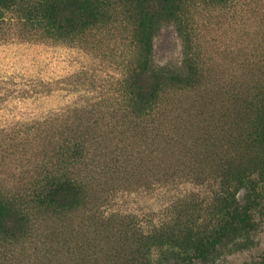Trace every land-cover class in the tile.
Here are the masks:
<instances>
[{"label":"rangeland","instance_id":"obj_1","mask_svg":"<svg viewBox=\"0 0 264 264\" xmlns=\"http://www.w3.org/2000/svg\"><path fill=\"white\" fill-rule=\"evenodd\" d=\"M187 4L191 41L163 28L152 54L156 65L170 67L191 45L198 71L192 82H165L150 114L127 101L135 50L126 26L62 38L17 7L7 14L0 25V197L14 202L24 221L0 235V264L144 261L140 234L183 223L186 209L198 207L197 197L205 198L203 207L209 202L206 184L216 177L219 159L242 155L264 102V0ZM223 115L226 122L236 117L226 126ZM77 136L88 150L72 165L68 141ZM65 170L82 181L81 195L65 209L38 205L34 194ZM253 239L254 249L232 253L229 246L214 262L194 264H240L263 254L264 225Z\"/></svg>","mask_w":264,"mask_h":264},{"label":"trees","instance_id":"obj_2","mask_svg":"<svg viewBox=\"0 0 264 264\" xmlns=\"http://www.w3.org/2000/svg\"><path fill=\"white\" fill-rule=\"evenodd\" d=\"M14 7L53 37L126 26L135 50L127 101L145 114L153 111L165 82H192L198 71V54L191 45L170 67L156 65L152 54L154 38L163 28L173 27L191 41L187 0H0V25ZM68 142L69 159L78 164L88 150L85 140L77 136ZM244 142L245 156L219 159L216 177L205 183L210 186L209 202L203 207L205 198L197 197L198 207L186 209L183 223L159 225L140 234L137 241L143 245L144 261L127 264L207 263L229 246L232 253L257 247L253 235L264 225V102L257 106ZM82 185L74 172L59 171L45 180L34 201L45 208L65 209L81 195ZM22 213L14 202L0 197V235L12 233L14 225L24 221ZM240 264H264V253Z\"/></svg>","mask_w":264,"mask_h":264},{"label":"bare ground","instance_id":"obj_3","mask_svg":"<svg viewBox=\"0 0 264 264\" xmlns=\"http://www.w3.org/2000/svg\"><path fill=\"white\" fill-rule=\"evenodd\" d=\"M254 72H255V71H254ZM258 72H259V71H258ZM258 72L256 71L255 73L258 74ZM251 74H253V71H252ZM257 74H256V76H255L256 78L258 77ZM248 75H250V73H248ZM253 75H254V74H253ZM250 76H251V75H250ZM250 76H249V77H250ZM255 77H254V78H255ZM251 80H252V79H251ZM253 80H254V79H253ZM242 82H243V81H242ZM251 82L254 83V81H251ZM255 82H256V81H255ZM237 83H240V85L243 84V83L241 84V81H240V82L238 81ZM246 84H248V83H246ZM235 85H236V84H235ZM238 85H239V84H238ZM240 85H239V86H240ZM248 85H249V84H248ZM239 86H238V87H239ZM232 87L234 88V85H233ZM238 87H237V88H238ZM243 87H244V85H243L242 87H240V88H243ZM233 88H231V89L233 90ZM234 89H236V87H235ZM238 89H239V88H238ZM232 90H231V91H232ZM239 90H240V89H239ZM216 91H217V90H216ZM235 91H236V93L239 92L238 90H235ZM237 91H238V92H237ZM244 91H245V90H244ZM220 92H221V91H220ZM216 93H218V92H214L213 94L216 95ZM224 93H225V92H224ZM232 93H233V91H232ZM241 93H242V92H241ZM243 93H244V92H243ZM222 94H223V93H222ZM222 94L219 93L218 95H222ZM225 94H226V93H225ZM233 94H235V93H233ZM233 94H232V95H233ZM223 95H224V94H223ZM205 96H207V95H205ZM225 96H226V95H225ZM233 96H234V95H233ZM233 96H232V97H233ZM237 96H238V97H239V96L241 97L240 94H238ZM207 97H208V96H207ZM207 97H205L204 99H207ZM211 97H212V96H210L209 98H211ZM216 97H218V96L216 95ZM226 97H228V96H226ZM229 97H230V96H229ZM229 97H228V98H229ZM235 97H236V96H235ZM209 98H208V99H209ZM219 98H220V96H219ZM223 98H224V96H223ZM243 98H244V97L242 96V99H243ZM204 99H203V100H204ZM230 99H231V97H230ZM237 99H238V98H237ZM212 100H213V99H212ZM220 100H221V98H220ZM226 100H228V99H226ZM231 100H232V99H231ZM231 100H229V101H231ZM233 100H236V98H234ZM240 100H241V99H240ZM240 100H239V104H240ZM209 101H210V100H209ZM213 101H216V98H215V100H213ZM217 101H219V100H217ZM224 101H225V99H224ZM229 101H228V102H229ZM241 101H244V100H241ZM201 102H202V101H201ZM207 102H208V100H207ZM210 102H211V101H210ZM226 102H227V101H226ZM228 102H227V104H228ZM236 102H237V101H236ZM220 103H221V101H220ZM224 103H225V102H224ZM233 103H234V102H233ZM204 104H205L204 106H206V104H208V103L204 102ZM235 104H236V103H235ZM243 104H244V103H243ZM201 105H202V104H201ZM213 105H214V104H213ZM220 105H221V104H220ZM229 105H230V103H229ZM229 105H228V106H229ZM204 106H203V107H204ZM209 106L212 107V105H210V104H209ZM221 106H223V104H222ZM241 106H242V104H241ZM203 107H202V108H203ZM206 107H207V106H206ZM206 107H205V108H206ZM226 107H227V105H226ZM233 107H234V106H233ZM235 107H236V106H235ZM224 108H225V107H224ZM224 108H223V109H224ZM230 108H231V107H230ZM203 109H204V108H203ZM206 109H207V108H206ZM209 109H210V107H209ZM209 109H208V110H209ZM213 109H215V108H213ZM216 109H217V111H218V107H217ZM223 109L221 108V110L219 109V111H222ZM228 109H229V108H228ZM228 109H227V110H228ZM232 109H233V108H232ZM236 109H238V108H236ZM210 110H211V109H210ZM210 110H209V111H210ZM227 110L225 109L226 112H227ZM204 111L206 112V110H204ZM211 111H212V110H211ZM211 111H210V113H211ZM223 111H224V110H223ZM228 111H229V110H228ZM235 111H236V110H235ZM215 112H216V111H215ZM232 112H233V110H232ZM232 112H231V114H232ZM238 112H240V111H238ZM228 113L230 114V111H229ZM203 114H204V113H203ZM205 114H207V113H205ZM212 114H213V111H212ZM220 114H221V113H220ZM222 114H223V112H222ZM222 114H221V115H222ZM237 114H238V113H237ZM237 114H236V115H237ZM240 114H241V113H239V115H240ZM208 115H209V112H208ZM213 115H214V114H213ZM217 115H218V117H216V118L221 117V116H219V114H216V116H217ZM233 115H235L234 112H233ZM233 115H232V116H233ZM203 116H205V115H203ZM210 116H212V115H210ZM225 116H227V113H225ZM229 116H231V115H229ZM223 117H224V115H223ZM235 117H236V116H233L232 118L234 119ZM237 117H238V115H237ZM212 118H213V117H212ZM224 118H225V117H224ZM229 118H230V117H229ZM232 118L228 119V121H229V120L231 121ZM209 119H210V118H209ZM226 119H227V118L223 119V120H225V121H224V124H226V123L228 122V121L226 122ZM233 119H232V120H233ZM237 119H238V118H237ZM237 119H235V121H236ZM203 120H206L205 122L208 123V121H207L208 119H207V118H205V119H203ZM211 120H212V119H211ZM211 120H210V121H211ZM213 120H214V118H213ZM217 120H218V119H217ZM210 121H209V122H210ZM233 121H234V120H233ZM216 122H217V121H216ZM216 122H215V123H216ZM225 122H226V123H225ZM215 123H214L213 125H215ZM219 123H220V120H219L218 124H219ZM231 123H232V122H231ZM203 124H204V121H203ZM205 125H206V124H205ZM235 125H236V123H235ZM202 126H203V128H204V125H202ZM217 126H218V125H217ZM223 126H224V125H223ZM226 126H228V125L226 124ZM200 127H201V126H200ZM220 127H221V126H220ZM230 127L232 128V126H230V125H229V127H227L228 130H229ZM234 127H235V126H234ZM203 128L201 127L200 129H203ZM221 128H222V127H221ZM204 129H205V128H204ZM219 129H220V128H219ZM222 129L224 130V128H222ZM225 129H226V128H225ZM205 130H206V129H205ZM223 130H220V131H223ZM200 131H201V130H199L198 132L200 133ZM231 131H233V130H231ZM196 132H197V131H196ZM226 132H227V131H226ZM201 133H202V132H201ZM228 133H229V132H228ZM231 133H233V132H231ZM202 134L204 135V133H202ZM202 134H200V135H202ZM207 134H209V133H207ZM210 134H211V133H210ZM196 135H197V134H196ZM203 135H202V136H203ZM212 135H213V134H212ZM212 135H210V137H211ZM223 135H224V133H223ZM229 135H230V134H229ZM204 136H205V135H204ZM206 136H207V135H206ZM208 136H209V135H208ZM221 136H222V135H221ZM225 136H226V137H225ZM225 136H224V137H225L226 139L230 140V137L227 138V135H226V134H225ZM199 137H200V136H199ZM216 137H217V136H216ZM222 137H223V136H222ZM222 137H221V138H222ZM201 138H202V137H201ZM206 138H207V137H206ZM212 138H213V137H212ZM217 138H220V137H217ZM225 138H222V139H225ZM203 139H204V138H203ZM194 140H195V139H194ZM194 140H193V141H194ZM205 140H206V139H205ZM208 140H210V138H208ZM208 140H206V141H208ZM215 140H216V139H215ZM217 140H218V139H217ZM217 140H216V141H217ZM220 140H221V139H220ZM228 140H226V141H227V142H230V143L232 142V141H228ZM198 141H200V140H198ZM210 141H211L212 143L214 142V140H210ZM221 141H222V140H221ZM226 141H225V142H226ZM204 142H205V141H204ZM217 142H219V144H220V141H217ZM217 142H216V144H217ZM222 142H223V141H222ZM195 143H197V141H195ZM205 143L208 145L209 142H208V143L205 142ZM212 143H211V144H212ZM233 143H234V140H233ZM216 144H215V145H216ZM215 145L213 146V144H212L211 147L214 148ZM217 145H218V144H217ZM192 146H194V145L192 144ZM205 146H206V145H205ZM239 146H240V145H239ZM239 146H237V147H239ZM195 147H197V146L195 145ZM195 147H193V148H195ZM207 147H208V146H207ZM211 147H210V148H211ZM216 147H217V146H216ZM237 147H236V148H237ZM242 147H243V146H242ZM208 148H209V147H208ZM195 149H196V148H195ZM203 149H204V148H203ZM201 150H202V149H201ZM205 150H206V148H205ZM207 150H208V149H207ZM211 150H212V149H211ZM216 150H217V148H216ZM237 150H238V148H237ZM239 150H240V148H239ZM202 151H203V150H202ZM208 151H209V150H208ZM242 151H243V148H242ZM242 151H241V152H242ZM244 151H246V150L244 149ZM211 152L213 153V151H210V153H211ZM241 152L238 151V153H241ZM202 153H203V152H202ZM204 153H206V152H204ZM204 153H203V154H204ZM207 154H208V153H207ZM215 154H216V153H215ZM215 154H214V155H215ZM241 154H242V153H241ZM245 154H246V153H244V155H243V154H242V155L245 156ZM204 155H206V154H204ZM212 156H213V155H212ZM239 157H240V155H239Z\"/></svg>","mask_w":264,"mask_h":264}]
</instances>
